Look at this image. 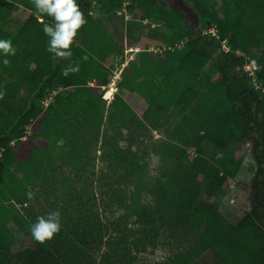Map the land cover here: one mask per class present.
<instances>
[{
  "label": "trees",
  "instance_id": "obj_1",
  "mask_svg": "<svg viewBox=\"0 0 264 264\" xmlns=\"http://www.w3.org/2000/svg\"><path fill=\"white\" fill-rule=\"evenodd\" d=\"M131 2L139 18L171 27L135 35L124 29L117 14L123 0H76L86 19L76 36L88 44L73 42L72 55L65 58L46 50L49 38L32 0H0V40H11L16 49L14 56L0 53V264H125L126 238L135 230L128 227V207L123 210L120 203L115 219H101L95 201L75 187L80 170L93 159L90 146L99 142L101 128L107 125L120 136L132 128L136 116L122 100L124 94H137L146 105L140 130L170 115L185 122L198 113L189 112L196 103L208 118L198 142L208 138L215 149L208 160L189 155L186 148L197 146L182 133L183 148L174 150L170 173L150 191L153 204L134 210L142 237L133 245L144 248L163 227L188 235L186 245L179 246L184 250L166 264H264V88L254 90L248 82L264 86V63L253 78L243 69L245 57L264 49V0H182L198 24L205 20V28L214 27L215 35L205 34L207 39L201 31L192 33L180 13L162 11V0ZM93 3L103 19L91 14ZM18 6L27 16L8 32L3 23ZM42 19L53 23L46 15ZM185 36L183 49L147 52ZM213 40L225 41L228 52L219 49L212 60L218 74L212 81L203 70L210 58L204 41ZM124 47L138 49V62L122 67L116 93L106 105L102 89L111 82L112 70L104 62L110 56L121 58ZM65 68L67 76L62 75ZM126 144L103 158L115 178L132 181L139 163L131 143ZM244 144L255 165L249 182L251 208L232 224L196 195L200 184L212 194L227 190L242 163L240 149L233 148ZM118 169L121 175L114 174ZM112 205L113 200L103 207ZM52 212L60 213V231L50 241L35 242L30 227ZM17 235L27 247L14 254Z\"/></svg>",
  "mask_w": 264,
  "mask_h": 264
},
{
  "label": "rangeland",
  "instance_id": "obj_2",
  "mask_svg": "<svg viewBox=\"0 0 264 264\" xmlns=\"http://www.w3.org/2000/svg\"><path fill=\"white\" fill-rule=\"evenodd\" d=\"M162 1L165 5L162 11H176L180 13L184 17L192 33L200 32L201 30L206 31L205 20L198 24L190 6L184 4L182 0ZM134 8L135 4H133L131 0H123L121 10L117 14L122 17L124 29H130L135 35L142 34L146 36L151 31H165L170 25L161 26V24L154 19L147 17L139 18L140 12ZM91 14L98 19L104 18L100 6L96 3L92 4ZM26 16L27 11L23 7L18 6L3 23V28L8 32H14L24 21ZM110 28L112 29V27ZM201 36H203L204 39L209 37L205 34H201ZM187 41L188 36H185L180 38L178 42H174L173 45H161L157 48L149 49L147 52L160 53L169 50V47L178 45L183 49ZM74 42L83 47H86L88 44L79 36L75 37ZM204 43L210 58L204 66L203 71L213 81L218 78V74L213 70L212 60L217 55L221 45L217 40H213L210 43L204 41ZM124 48L121 58L110 56L104 62L105 67L112 70L111 82L102 89L103 99L106 105L109 104L113 94L116 93V84L120 79L119 73L122 67L126 65L127 61L138 62L139 52H136L134 49L131 52L128 48ZM261 63H264L263 47L253 51L249 57H245L243 69L247 71V67L249 69L256 67V70ZM117 75L118 77H116ZM248 82L250 87L254 90L262 87L264 88L260 81L252 82L249 80ZM122 100L131 108L136 116V120L132 123V128L129 129L128 132L127 130H124V132L121 131V136L113 132L107 125L101 128L98 137L99 142L97 145L91 144L90 146V156L93 155V159L89 165L85 166L83 170H80V176H78L79 182L75 187L86 192L88 197L95 201L101 219H115L118 216L117 206L120 203L123 204V210H126L128 207V210H126L128 212V227L135 230L133 236L126 238L128 250L124 257L125 264H166L169 263L174 253L184 250V247L179 248V246L180 244L182 246L186 245L185 241H187L188 235H183L178 231L172 232L168 228L157 227L158 229L155 232L156 236L154 238L150 237V244H147L144 248L133 245L134 240L142 237V227L135 222L134 210L141 205L153 204L150 191L155 189L159 183H164L168 173H170L174 163V150H176L177 147L183 148L180 139L182 133H188L191 141L199 148L198 152L196 150L197 147H187L186 153L189 155L198 154L200 157L208 160L215 152V149L212 148L209 143L210 139L202 138V140L198 142V137L201 136L205 130L204 122L207 121L208 118L204 120L205 117H202L203 111H200L199 105L197 106L196 103H194L190 107L189 112L198 109V113L189 115L188 120L185 122L181 121L178 116L173 117V115H170L167 121L163 120L154 127L147 125L145 130H140L137 124L142 121L141 117L146 108L143 99L137 94H124ZM48 102L49 99L45 100L43 105L46 106ZM210 133H213V131L210 130ZM126 143H131V150L133 153L137 154V162L139 163L135 174L132 176V181H124L115 178L113 173H110V167L103 158L104 154L112 148L127 147ZM233 149H240L242 153V163L235 178L229 182L227 190L212 194L209 193L206 187L200 184L196 199L199 202H207L215 205L223 218L235 224L251 208L249 182L254 174L255 165L247 144L241 147H234ZM121 173L122 169L114 171V174L121 175ZM60 193L61 192L55 191V194ZM112 200L113 205L110 208L106 209L103 207L104 203H110ZM16 239V244L11 248L14 254L27 247V244L20 239V236L17 235ZM120 248L121 246L118 247V251ZM103 251L104 248L101 253ZM95 257L97 258L98 256ZM120 262L124 264L122 261Z\"/></svg>",
  "mask_w": 264,
  "mask_h": 264
},
{
  "label": "clouds",
  "instance_id": "obj_3",
  "mask_svg": "<svg viewBox=\"0 0 264 264\" xmlns=\"http://www.w3.org/2000/svg\"><path fill=\"white\" fill-rule=\"evenodd\" d=\"M36 9L35 15L40 17V22L43 23V32L49 38L46 50L54 52L56 57H71L70 51L78 30L86 23L84 13L80 10L76 0H32ZM48 16L53 23L49 25L43 22V16ZM0 53L5 56L16 54V49L12 45L11 40H0ZM87 60V56L83 57ZM3 64L8 66L10 61L3 60ZM78 67L73 69L77 72ZM68 70L65 68L62 75L67 76ZM3 94H0V99ZM29 195V199H31ZM61 229L60 213L52 212L47 219L43 216L37 217L36 223L30 227L32 239L40 244L53 239Z\"/></svg>",
  "mask_w": 264,
  "mask_h": 264
},
{
  "label": "built area",
  "instance_id": "obj_4",
  "mask_svg": "<svg viewBox=\"0 0 264 264\" xmlns=\"http://www.w3.org/2000/svg\"><path fill=\"white\" fill-rule=\"evenodd\" d=\"M201 34H210L211 36H214V35H215L214 27L210 26V27L206 28V31L201 30ZM216 38H217V37H216ZM219 44L221 45V47H220V50H221V51H223V52H228V47L226 46L225 41H219ZM179 46H180V45H178V46H176V47L179 48ZM133 49H134L136 52H138V49H137V48H129L128 50L132 52ZM150 49H152V47H151ZM169 49H170V48H169ZM255 68H256V67H253V69H249L248 67L246 68L247 71H248V75H249L250 77H252V78H253V72H254ZM116 77H118V75H117ZM253 81H254V79H253ZM263 90H264V89H263Z\"/></svg>",
  "mask_w": 264,
  "mask_h": 264
}]
</instances>
